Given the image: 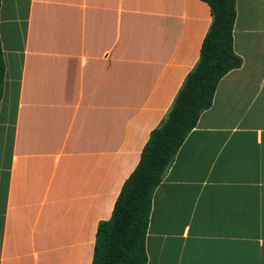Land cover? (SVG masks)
Returning a JSON list of instances; mask_svg holds the SVG:
<instances>
[{"label": "crops", "instance_id": "crops-1", "mask_svg": "<svg viewBox=\"0 0 264 264\" xmlns=\"http://www.w3.org/2000/svg\"><path fill=\"white\" fill-rule=\"evenodd\" d=\"M152 195L146 264H264V0ZM212 20L202 0H0V264H92Z\"/></svg>", "mask_w": 264, "mask_h": 264}, {"label": "trees", "instance_id": "trees-1", "mask_svg": "<svg viewBox=\"0 0 264 264\" xmlns=\"http://www.w3.org/2000/svg\"><path fill=\"white\" fill-rule=\"evenodd\" d=\"M212 20L199 60L187 73L163 121L153 128L124 180L108 219L98 223L92 264H146L145 236L152 195L188 133L213 99L219 80L241 65L233 49L235 0H202ZM4 62L0 43V98Z\"/></svg>", "mask_w": 264, "mask_h": 264}]
</instances>
